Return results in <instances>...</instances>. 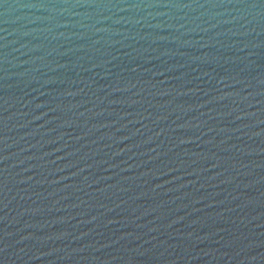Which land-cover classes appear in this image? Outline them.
I'll return each instance as SVG.
<instances>
[{
    "label": "water",
    "instance_id": "water-1",
    "mask_svg": "<svg viewBox=\"0 0 264 264\" xmlns=\"http://www.w3.org/2000/svg\"><path fill=\"white\" fill-rule=\"evenodd\" d=\"M0 264H264V0H0Z\"/></svg>",
    "mask_w": 264,
    "mask_h": 264
}]
</instances>
